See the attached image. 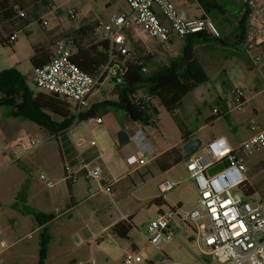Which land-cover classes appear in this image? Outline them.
<instances>
[{
	"label": "rangeland",
	"instance_id": "374dc122",
	"mask_svg": "<svg viewBox=\"0 0 264 264\" xmlns=\"http://www.w3.org/2000/svg\"><path fill=\"white\" fill-rule=\"evenodd\" d=\"M52 1L59 5L66 0ZM218 1L227 3V0ZM90 2L96 4V11L100 9V0ZM228 2L225 7L231 16L241 0ZM121 8L129 11L125 0H113L104 13L111 16L120 12ZM218 21L222 34H228L231 27L224 24L221 19ZM31 22L33 36L27 37L24 32H18L17 42L0 48V69L3 66L2 62L14 61L12 69L24 78L29 90L36 95L42 91L34 83L35 74L31 64L32 44L37 42L39 36H45L47 31L36 19L32 18ZM136 29L143 33L144 45L136 43L130 47L131 53L149 58L151 63L147 68L148 72H153L158 66L165 65L171 59L182 55L185 40L174 36L172 49L165 50L161 43L150 37L144 29L141 27ZM97 39L101 40L102 37L97 35ZM205 48L204 46L199 48L197 53L204 62L211 81L185 98L182 116L189 117L188 127L195 130L207 123L206 117L212 114L213 108L223 109L224 106H228L231 114L227 117L222 116L216 123L204 127L198 132L197 138L202 139L203 148L207 150L212 135L225 133L228 135L230 145L238 147L264 122L263 63L255 62L257 56H260V49L250 51L243 46V49L227 47L221 51H208ZM222 68L228 69L225 74L222 73ZM0 71L2 72V69ZM238 87L243 89L248 102L241 109L234 110L232 91ZM97 90L94 99L112 103L115 94L113 81L106 80ZM67 102L71 104L70 110L74 116L75 106L71 101ZM157 108L159 114L155 124H140L148 128L155 154L167 145L181 142V133L175 121L161 105L158 104ZM43 113L50 116L53 122H61L52 113L48 111ZM98 113L104 117V124H96L93 118L74 124L64 133L70 132L68 135L71 138L79 140L81 149L90 145L91 141L96 142L98 149L105 156L104 160L95 163L104 170L101 179L80 178L72 184L71 192L62 169L52 163L42 168L21 170L24 187H29V195L38 192L42 197L50 198L53 212L57 213V216L46 227L37 229L32 217L19 213L15 215L13 218L16 223L13 227L6 223L0 228V264H123L126 250L146 253L148 258L141 264H203L202 260L206 264H221L215 256L200 251L197 235L192 228L180 230L174 239L163 243L159 248L149 244L147 223L156 218L159 204L155 200L147 199L156 194L163 196L159 190L160 173L156 171L157 167L153 161L148 167L135 169V166L129 164L125 147L116 144L119 130L111 131L108 123L120 118L119 122L125 127L122 113H117L112 107ZM128 146L131 144L127 145V148ZM206 152L212 157L210 149ZM240 154L251 168L252 175L255 172L253 166L264 159V147L251 154L242 151ZM123 173L126 174L124 177ZM4 174L0 177V185L7 179V174ZM153 175L155 177H152ZM42 176H45V180H42ZM105 178L113 183L111 195L102 190L100 182ZM48 181L55 186L48 188L46 186ZM22 183L15 182L13 186L20 190ZM186 187L187 184L182 182L167 195L177 197L183 190L186 194ZM53 192L56 193L54 196ZM74 196L76 203L71 201ZM197 196L199 197V193ZM197 196L188 193L187 203H197ZM260 197L259 203L264 208V196ZM123 215L132 218L133 227L128 233L123 235L122 231L117 232L115 228H105L111 221Z\"/></svg>",
	"mask_w": 264,
	"mask_h": 264
},
{
	"label": "built area",
	"instance_id": "2783aa9c",
	"mask_svg": "<svg viewBox=\"0 0 264 264\" xmlns=\"http://www.w3.org/2000/svg\"><path fill=\"white\" fill-rule=\"evenodd\" d=\"M84 1V0H81ZM129 12H120L112 16L111 21L99 26L102 38L109 40L108 64L98 76H91L81 71L72 63L76 53L71 39H63L53 45L52 59L41 68H33L34 83L42 92L56 94L75 106V116L78 117L89 108V98L106 80L115 84L122 83L123 70L118 57L127 56L131 49L127 44L124 31L131 27H141L155 40L159 41L165 50L173 47V37L181 39L204 33L214 39H220L222 33L215 21L208 17H189L180 9V4L174 0H125ZM184 2L187 0H183ZM249 10L247 35L243 46L258 50L264 46V0H243ZM76 9H70V16L76 14ZM23 15V14H22ZM44 29L49 27L47 20H41ZM17 35L9 38L14 43ZM257 56L255 62H260ZM236 107H242L245 102V92L238 87L232 91ZM152 96H143L142 104H147ZM71 106V104H70ZM214 109V114H217ZM95 123L101 125L102 117H96ZM256 133L237 149H234L225 138L212 141L206 149H202L187 162V171L194 180L199 197L197 204L190 210L173 208L160 213L147 225V240L149 244L159 248L163 243L174 239L180 230L192 228L197 235L200 251L203 254L215 256L221 264H264V208L248 201L243 188L247 182V166L236 152L253 153L264 147V128H256ZM134 139L140 147L129 158V164L136 169L148 165L153 158L152 151L147 147V137L137 131ZM36 139L25 131H20L14 141L19 155L27 154L37 147ZM95 141L90 146L95 147ZM211 150L212 157L206 152ZM79 155L85 153L77 145ZM103 152L99 155L103 156ZM227 161L228 165L214 175L208 170ZM79 169L85 172V177L100 180L103 169L100 165L81 162ZM70 168L66 167V172ZM75 175H65V181L75 179ZM45 180V176L41 177ZM111 180H105L102 190L111 195ZM48 188L55 185L48 181ZM175 182L170 180L159 184L162 194L174 189ZM148 256L144 252L126 251L123 264H141Z\"/></svg>",
	"mask_w": 264,
	"mask_h": 264
},
{
	"label": "trees",
	"instance_id": "16d2710c",
	"mask_svg": "<svg viewBox=\"0 0 264 264\" xmlns=\"http://www.w3.org/2000/svg\"><path fill=\"white\" fill-rule=\"evenodd\" d=\"M228 1L230 0H227V3H229ZM8 2L9 7H6L7 10L2 12L0 16L4 20H11L12 30L16 33H25L32 23L31 19H39L40 12L50 9L53 3L52 0H8ZM197 2L202 10V17L211 18L217 25V21L221 19L224 24L232 28V34L229 36L222 34L220 39H214L204 33L190 35L183 39L186 41V45L182 55L171 59L165 65L158 66L153 72L147 71L151 63L147 57L144 58V56L131 52L127 56H119V65L124 72L122 83L120 85L115 84L117 101L113 104L106 102L98 107L92 106L78 117L73 116L70 110L71 106L65 99L56 94L44 92L35 95L29 90L24 78L11 68L0 73V92L3 95L0 106L7 108L10 116L28 118L39 123L51 134L59 135L78 122L96 118L98 112H102L111 106L123 111L127 118L134 123L155 124L159 114L158 108L154 104L156 101L177 124L183 144L188 143L194 139L193 136L199 128L190 129L188 127L189 117L182 116L184 100L200 86L211 81L204 65L196 55L195 47L204 46L214 50L227 47L236 49L243 46L249 20V10L246 9L243 0L231 16L228 15V10L225 7L228 5L227 3H220L218 0H197ZM99 26L98 24L86 26L78 30L73 36L65 38L72 40L76 50L71 60L72 63L91 76H98L110 59L109 40L97 39V34L100 31ZM220 30L222 33V29ZM10 36H3L0 33V46L13 45V43H9ZM33 51L31 64L35 69L43 67L52 59L51 50L46 46H33ZM113 83L115 82L113 81ZM140 91H143L146 96H152L153 99L145 105L142 104L141 98L137 97ZM221 110L225 111L226 108ZM43 111L52 113L61 122H53L51 117ZM217 111V114L209 118L207 123L222 115L219 109ZM183 160L182 147H173L158 156L155 162L161 172H167ZM244 193L249 195L246 190ZM161 201L163 200L157 199L156 203ZM19 211L32 217L38 226H45L51 220L48 214L31 206L24 205L19 208ZM132 227V222L123 221L116 224L114 228L117 232L122 231V234L125 235Z\"/></svg>",
	"mask_w": 264,
	"mask_h": 264
},
{
	"label": "crops",
	"instance_id": "0c3cea01",
	"mask_svg": "<svg viewBox=\"0 0 264 264\" xmlns=\"http://www.w3.org/2000/svg\"><path fill=\"white\" fill-rule=\"evenodd\" d=\"M112 1L113 0H100V2H99L100 3L99 4L100 9L97 11L95 9L96 4L91 3L90 0H84V1L66 0L65 2H63L59 5H56V3H54V1H53L50 9H48L47 11L40 12V18L36 20V21H38V23L40 25H41L42 19L47 20L49 22V27L47 29H45L47 31L46 32L47 34H45V36H39L37 38V42L32 44V49H33V46L41 45V46H46V47L50 48V50H52L53 45L55 43H57L60 40L65 39L66 37L73 36L78 30L83 29L89 25L91 26V25H95V24H98V25L107 24L111 21L112 16H114L120 12H129L130 11V9H129V11H126L125 9L121 8L120 12H118V13H115L111 16L105 15L104 12H107L108 7H110L112 4ZM174 1H176L177 3L180 4V9L182 10V12L185 13L186 16L197 17V16L202 15V10L199 8V4H198L197 0H187L185 2L183 0H174ZM236 4H238V2ZM6 7L7 8L9 7L8 0H0V15H2V12L7 10ZM71 8H75L77 11L75 16H73V17H71L69 14ZM236 9H237V6H236ZM235 15L237 17V12ZM218 22L219 21H217V23ZM32 24L33 23H31V25L26 29L27 34H26V32H25V34L27 35V37L33 36ZM12 27L13 26L11 24V20H4L0 16V33L3 36L13 35V34L17 35V33L12 30ZM124 34H125L127 44L129 47L136 45V43H141V45H144V39H143L144 35H143V33L139 32L136 29V27H131V28L126 29L124 31ZM231 34H232V28H231L230 32L228 34H225V35L229 36ZM97 35H100L101 37H103L101 31H99ZM17 40H18V37H17L15 42H17ZM1 47L2 46H0V48ZM161 47H162V45H161ZM199 48H203V46H196L195 52H196L197 57L200 59V61L204 65V62L202 61V59L199 57V55L197 53ZM238 48L243 49V46L238 47ZM206 50H208V51H217V50L221 51V49L210 50L208 48ZM13 51L15 53L14 49H13ZM33 54H34V51H33ZM259 55L261 58L260 62L263 63L262 69L264 70V46H263V48H260ZM5 64H7L6 65L7 68L5 67ZM14 64H15L14 61H12V62L7 61L6 63L2 62L3 66L1 67V69H2V71L3 70L5 71L7 69H11V68H13ZM204 67L207 71V68L205 65H204ZM227 70H228L227 68H222V73L225 74L227 72ZM0 73H1V71H0ZM263 75H264V71H263ZM209 77L211 78L210 75H209ZM97 93H98V90H95L94 93L90 96L89 108L92 106L98 107V106H101L102 104L106 103L105 101H101L99 99H94L96 97ZM2 96L3 95L0 92V100L3 98ZM143 96H146V94L143 91L138 92V94H137L138 98L139 97L142 98ZM218 98H220V97L218 96ZM116 101H117V95L115 93L114 97L112 99V104ZM247 102H248V99L245 97V102L242 105V107ZM154 104L157 107L158 103L156 101L154 102ZM242 107L238 108L234 104L233 109L239 110ZM112 108H114V107H112ZM224 108H226L225 111L218 108L222 115L220 117H218L216 120H214L210 123H206L204 126H201L199 128V130L194 134L193 138L194 139L197 138L198 132L200 130H202L204 127L216 123L217 121H219V119L222 116L227 117V115L231 114L232 111L229 110L228 106H225ZM114 109H116V108H114ZM116 111H117V113H122L121 115H123V117H124L123 120L125 123V127H122L121 123L119 122L120 118H118L117 120H111V122L108 123V128L111 131L113 129L117 130V131L118 130L120 131L121 129H123V130L126 129L125 131L131 137V142L129 143V144H131V146H128V148H127V145L124 146L126 155L128 154L129 158H131V156L134 154V152L140 147V144L137 142L136 139H134V136L136 135L137 131H139V130H141L145 135L147 134L146 137L148 136L147 137V147L153 153V158L151 159V161H153L155 164H156L155 159L158 156H160L161 154L165 153L166 151L170 150L173 147H182L183 146V141L181 138L180 143L177 142V143H174L173 145H167L161 151H158V153L155 154L154 144L151 143L150 138H149L150 132H149L148 128L145 127L148 124L141 126L138 123H134V122L130 121L123 111L118 110V109H116ZM103 112H105V110ZM255 112H257V110H255ZM9 113L10 112L7 108H5L4 106H0V177L4 173H5L4 175L7 174V177H6L7 179L3 182V184L0 185V228L4 227V225H6V223L9 224L10 227H13V225L16 223L13 217L15 215H18V213L22 214L23 216H27V215H24L22 212L19 211V208H21L24 205L31 206L38 211H41L45 214H48L51 217V220L48 222V223H50L57 216L56 215L57 213L53 212L52 200L48 197H42L41 194H39L38 192H33L32 195H29V187L28 186L24 187L25 186L24 185V179H23V174H22L21 170L24 171V170H28L30 168H42L44 166L51 165V163H52L54 166L60 167L62 169L64 176L65 175H68V176L75 175L76 176L74 180L69 179L68 181H66V183L69 187V190L72 192L73 191L72 190V184L74 182L78 181V179H80V178L87 179L85 177V172L81 171L79 169L81 162H87V163H92V164L96 165L95 163L97 161L104 160L105 156L103 154V156L100 157L99 154L101 153V151H100V149H98L97 145L95 147H92L90 145H86V147H83L85 150V153L83 155H79L78 150H77V145H79L80 142H79V140H76L75 138H71L68 135L70 132L62 133L59 135H57V134L53 135L46 128L42 127L39 123L34 122V121H32L28 118H25V117L10 116ZM214 116H215V114H214V108H213L212 114H210L206 117V122L209 120V118L214 117ZM97 117H102L103 118L102 124L105 123V119L101 114H98ZM257 128H264V122L261 125H259ZM20 131H25V132L29 133L30 135H32L36 139V141L38 143V145L35 149L31 150L27 154H22V155H19L18 150L14 146V141L16 139V136ZM255 133H256V130H254V132L251 135H249L246 138V140L251 138V136H253ZM222 137L225 138V140L230 144L228 135L225 133H220L219 135H212V137L208 141V145L212 141H214L218 138H222ZM116 144L119 146L118 140H117ZM119 147H121V146H119ZM238 147H233V148L237 149ZM202 149H204V148H202ZM240 152L241 151H237L236 155H237V157L243 159ZM149 163H148V165H149ZM148 165H146L144 167H148ZM246 166L248 169V171H247V182H246L242 191H243V193H244V190H246L248 192L249 195H245L248 201L252 202L255 205H261V203H259V201L261 200L260 196H264V159H261L256 165L253 166L252 169H255V172L252 175L250 173L251 168L247 164H246ZM66 167L70 168L69 172H66ZM144 167L138 168V170L142 169ZM156 167H157L156 171H158L160 173L158 176V179L161 180L160 183L167 181V180L175 182L176 186L174 187V189L177 186H179L182 182H185L187 184L186 194L184 193V190H183L182 193L177 197L168 196L167 193L174 190V189H172L171 191L167 192L166 194H162L160 192L163 195L162 197H160L159 195L156 194V195H153L152 197L147 199V200H155V202L157 199L163 200L160 202L162 204L158 203L159 209L157 210V216L160 213L166 212V211L173 209V208H182L185 210H190V209L194 208L197 203H195V202H194L195 204H193V202L187 203V201L189 199L186 196L188 193H190L192 195L196 194V196H197L199 191H198V188H197L194 180L191 178L189 172L187 171L186 161L183 160L181 163L174 166L173 168H171L167 172H161L157 165H156ZM103 173H104V170H103ZM125 175L126 174L123 173L122 177H124ZM152 177H155V175H153ZM105 180H107V179L105 178L104 181L100 182V184L104 185ZM20 181L23 182L21 185L22 189H20V190L15 189L13 184L15 182H20ZM54 194H56V193L53 192V196H54ZM71 197H72V195H71ZM197 198H198V196H197ZM71 201L72 202L74 201V203H76L75 196H74V199L71 198ZM15 206H17V208H15ZM123 221L132 222V218L129 215H123L122 217L111 221L105 228H108V227L114 228L116 224L123 222ZM34 223H35V221H34ZM148 223H147V225H148ZM46 225L45 226H38L37 225V229H41L43 227H46ZM126 251L124 252V255H125ZM202 263L206 264V262L204 260H202Z\"/></svg>",
	"mask_w": 264,
	"mask_h": 264
},
{
	"label": "water",
	"instance_id": "95a60500",
	"mask_svg": "<svg viewBox=\"0 0 264 264\" xmlns=\"http://www.w3.org/2000/svg\"><path fill=\"white\" fill-rule=\"evenodd\" d=\"M117 140L118 144L121 147H124L128 145L131 142V137L130 135L122 130L117 133ZM203 148V143L201 138H195L188 143L183 144L182 146V155L184 161L188 162L192 159L194 155H196L199 151H201ZM228 163L227 161L220 163L211 169L208 170L209 174L214 175L215 173L219 172L220 170L223 169V167L227 166Z\"/></svg>",
	"mask_w": 264,
	"mask_h": 264
}]
</instances>
